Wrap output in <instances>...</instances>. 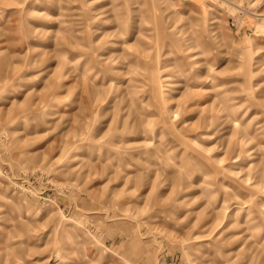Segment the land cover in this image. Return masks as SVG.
I'll return each instance as SVG.
<instances>
[{"label":"rangeland","instance_id":"374dc122","mask_svg":"<svg viewBox=\"0 0 264 264\" xmlns=\"http://www.w3.org/2000/svg\"><path fill=\"white\" fill-rule=\"evenodd\" d=\"M0 264H264V0H0Z\"/></svg>","mask_w":264,"mask_h":264}]
</instances>
